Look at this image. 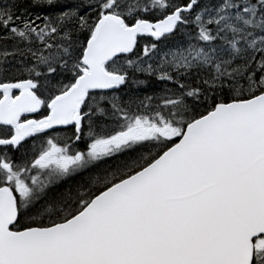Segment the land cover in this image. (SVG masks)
I'll return each instance as SVG.
<instances>
[{
	"label": "snow or ice",
	"instance_id": "6c2138e0",
	"mask_svg": "<svg viewBox=\"0 0 264 264\" xmlns=\"http://www.w3.org/2000/svg\"><path fill=\"white\" fill-rule=\"evenodd\" d=\"M0 264H264V0H0Z\"/></svg>",
	"mask_w": 264,
	"mask_h": 264
}]
</instances>
